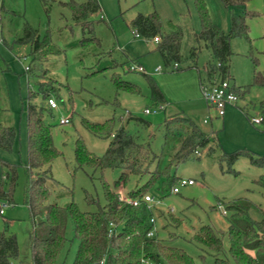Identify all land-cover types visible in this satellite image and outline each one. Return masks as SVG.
<instances>
[{
	"label": "rangeland",
	"instance_id": "374dc122",
	"mask_svg": "<svg viewBox=\"0 0 264 264\" xmlns=\"http://www.w3.org/2000/svg\"><path fill=\"white\" fill-rule=\"evenodd\" d=\"M0 0L4 9L0 14V122L17 129L18 135L13 150L0 148V160L16 166L18 180L13 204L3 205L0 215V231L16 234L19 258L15 264L32 262L30 233L41 219H32L24 203L28 164V96L39 91L41 83L52 84L59 96H51L57 102L52 116H47L53 125L52 135L56 148L61 151L53 163V176L59 183L54 186V200L60 204L74 201L82 211H94L88 206L86 192L99 203L106 204L103 182L110 185L120 177L121 171L91 168H76L75 146L83 138L88 149L103 155L109 145L108 139L98 138L88 132L83 119L105 122L113 119L115 126H124L139 142L150 143L160 153L163 166L174 146L165 145V120L182 114L194 121L206 134L216 138L214 152L210 146L195 153L194 157L181 164L176 175L180 179H192L195 184L182 187L180 193L170 190L162 193L160 182L153 195L162 200L161 208L153 210L157 222L154 237L174 247L186 250L196 264H211L213 252L198 243L194 236L203 226L214 231H227L229 224L224 203L246 197L252 202L250 216L261 220L264 215V189L255 184L264 177V169L241 157L228 171L226 162H221L224 152L239 149L255 151L264 156V124L255 125L252 117H260L259 104L264 100V87H253L236 105L228 106L224 117H217L202 96L201 83H208L207 65L211 53L196 35L200 31V19L194 0H98L101 11L93 16L94 36L100 44L82 45L84 33L76 25L68 9L59 1L69 0ZM84 2L86 0H76ZM214 23L228 33L233 14H242L245 9H227L220 0H205ZM248 11L259 15L248 19L253 46L245 38L232 40L230 80L232 85L246 86L253 80V60L259 61V70L264 71V0H251ZM157 12L161 19L162 32L169 33L178 27L183 30L182 60L166 65L153 38L137 37L130 22L139 14ZM103 16V20H101ZM37 29L42 38L49 36L51 44L60 54H50L42 63L33 62L31 45L21 44L25 25ZM140 64L146 75L133 72L131 64ZM162 70L156 72L157 67ZM47 70L46 76L43 71ZM148 75V76H147ZM152 78L163 92L166 102L152 98L149 83ZM116 81L135 85L139 93L120 90ZM236 83V84H235ZM42 102V96L32 100ZM46 103V102H45ZM164 105L165 109L147 114L146 109ZM69 118L70 123L61 124ZM208 120L207 122H205ZM222 165V166H221ZM7 166L0 161V181L9 184ZM149 177L139 180L130 177L127 186L120 187V198L128 200L131 190L144 185ZM8 222V224L5 223ZM72 244L68 248L64 264H72L77 253L78 240L73 237L72 226L67 232ZM225 247L229 243L225 241ZM156 253V250H154ZM143 264H156L145 259ZM166 264V263H165Z\"/></svg>",
	"mask_w": 264,
	"mask_h": 264
},
{
	"label": "trees",
	"instance_id": "16d2710c",
	"mask_svg": "<svg viewBox=\"0 0 264 264\" xmlns=\"http://www.w3.org/2000/svg\"><path fill=\"white\" fill-rule=\"evenodd\" d=\"M220 1L227 9H233L245 8L251 0ZM194 3L200 19V31L196 38L198 42L205 44L212 57L207 65L208 75L213 77L217 74L223 79H230L232 40L245 38L252 49L253 39L248 19L259 14L246 9L242 14H233L230 30L225 33L213 22L205 0H194ZM59 5L68 9L76 25L81 27L84 33L83 46L100 44V40L94 36L95 20L92 19L101 11L98 0L59 1ZM3 9L4 7L0 6V14ZM103 19L101 16V20ZM130 27L140 37H160L158 50L167 66L173 62H181V27L163 33L161 19L156 11L149 15L139 14L130 22ZM18 42L31 45L33 62L42 63L48 55L61 53L51 44L48 35L42 38L39 31L27 23ZM252 60V83L233 87L239 98H245L253 87H264V71L259 70L257 57L253 56ZM42 73L46 76L48 71L44 70ZM115 83L120 90L140 92L132 83L116 80ZM149 83L152 98L159 103L166 102L156 82L149 78ZM39 95L42 96V102L38 105L32 100ZM51 96L58 97L59 91L53 84L48 87L45 83L40 84L39 91H31L28 96V164L24 203L34 222L36 218L41 220L30 233L32 262L26 264H64L68 248L72 244V239L67 234L70 225L74 239L78 240L77 253L72 264H143L145 259H150L156 264H196L186 250L170 246L156 237H148L154 225L151 223L153 213L148 210L147 203L143 201L139 206L129 204L120 199L118 189L127 186L131 176L139 180L148 176L149 179L144 185L129 192V199H143L146 195H153V190L160 182L162 193L169 190L172 192L180 182L176 175L177 168L193 158L197 151L210 146V152H214L215 148L212 146L217 145L215 136L206 134L194 121L182 114L166 119L163 125L166 129L165 145L172 144L175 152L168 155V163L163 166L161 154L155 152L149 142H139L124 126L117 128L113 119L101 123L83 119L84 128L98 138L108 139L109 145L103 155H97L91 152L85 140L80 138L74 149L76 168L119 170L121 175L113 185L103 182L106 200L104 206L86 192L87 205L96 206L97 209L82 211L74 201L60 204L54 200V186L59 182L53 176L52 167L62 153L54 143L53 125L47 121V116H52L53 111L48 102ZM259 108L264 124V100L260 102ZM17 135L15 127L5 126L0 122L1 149L11 152ZM241 157L248 158L253 165L264 169V156L247 149L224 152L220 160L226 162L228 171H231ZM0 161L8 168L9 182L6 184L0 181V206L11 205L18 180L17 170L15 165ZM255 184L264 189V177L256 180ZM224 204L229 213L228 230L214 231L208 225L203 226L194 239L213 252L214 260L211 264H264V215L261 220L253 219L250 216L252 202L246 197ZM5 223L8 224L6 221ZM226 240L229 243L228 249L225 247ZM18 258L19 244L16 234L7 229L0 231V264H15L14 261Z\"/></svg>",
	"mask_w": 264,
	"mask_h": 264
},
{
	"label": "built area",
	"instance_id": "2783aa9c",
	"mask_svg": "<svg viewBox=\"0 0 264 264\" xmlns=\"http://www.w3.org/2000/svg\"><path fill=\"white\" fill-rule=\"evenodd\" d=\"M134 32V31H133ZM134 34L137 37H140L136 32H134ZM155 43H160L161 39L160 37H156L153 39ZM218 66H220V63L217 64ZM175 69L179 68V65L176 63L174 65ZM129 69L133 72H138V73H143L146 74V69L140 65V64H131V66L129 67ZM162 68L159 66L155 69L156 72L161 71ZM233 87L234 85H232L231 80L230 79H223L221 77H219L217 74L214 75V78L212 79V81H209L208 83H204L201 86V90H202V96L204 98V100L207 102L208 106L210 107V109H212L213 111H215L217 117H224L226 114V110L228 106H233L236 105L239 101V97L235 94V92L233 91ZM49 104L50 106L54 109L57 108V102L54 99H49ZM165 106L164 105H160V106H156L153 109H146L145 112L147 114H151V113H156L158 111L164 110ZM208 120H206L205 122H207ZM252 123L255 125H262L263 124V117H252L251 119ZM61 124H68L70 123L69 118H65V119H61L60 121ZM197 154H200V152H196ZM195 184V181L192 179H180L179 184L174 187L172 189V193L173 194H178L180 193V190L182 187L188 186V185H193ZM123 201H126L129 204H132L134 206H139L141 205V203L144 201L147 203V208L148 210L152 213L154 209H159L161 208L162 205V200L156 198L154 195L149 194L146 195L143 199H128V200H124L122 198H120ZM3 205H7V204H2L0 206V214L3 215L4 214V206ZM151 223L154 225L153 230H151L148 234V237L152 238L155 236L156 232H157V222H156V218L154 216H152L151 218ZM110 234H112V231L110 232ZM146 263V261H144Z\"/></svg>",
	"mask_w": 264,
	"mask_h": 264
},
{
	"label": "crops",
	"instance_id": "0c3cea01",
	"mask_svg": "<svg viewBox=\"0 0 264 264\" xmlns=\"http://www.w3.org/2000/svg\"><path fill=\"white\" fill-rule=\"evenodd\" d=\"M247 8H248V4L246 5V7L245 8H243V9H246L247 10ZM154 41V40H153ZM214 78V76L213 77H210L209 75H208V80L209 81H212V79ZM202 84H204V83H201V86H202ZM236 84V83H235ZM260 116H262V114L260 115ZM255 152V151H254Z\"/></svg>",
	"mask_w": 264,
	"mask_h": 264
}]
</instances>
